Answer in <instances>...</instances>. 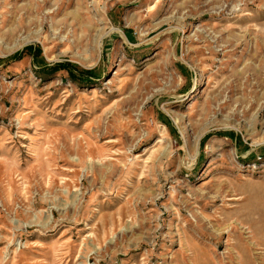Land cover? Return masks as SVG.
<instances>
[{
    "label": "rangeland",
    "instance_id": "rangeland-1",
    "mask_svg": "<svg viewBox=\"0 0 264 264\" xmlns=\"http://www.w3.org/2000/svg\"><path fill=\"white\" fill-rule=\"evenodd\" d=\"M0 264H264V0H0Z\"/></svg>",
    "mask_w": 264,
    "mask_h": 264
},
{
    "label": "trees",
    "instance_id": "trees-1",
    "mask_svg": "<svg viewBox=\"0 0 264 264\" xmlns=\"http://www.w3.org/2000/svg\"><path fill=\"white\" fill-rule=\"evenodd\" d=\"M23 52H30L35 58V56L39 54L40 49L38 47H33L32 45H27L22 50L16 52V54L14 55V58L15 57L19 58ZM46 69L48 71H56L59 69H65L68 72V74L72 76V78L73 77H84V76L88 78L89 75H93V71L81 69L77 67L75 64H72L70 62H57V63H54L53 65L46 66Z\"/></svg>",
    "mask_w": 264,
    "mask_h": 264
},
{
    "label": "bare ground",
    "instance_id": "bare-ground-1",
    "mask_svg": "<svg viewBox=\"0 0 264 264\" xmlns=\"http://www.w3.org/2000/svg\"><path fill=\"white\" fill-rule=\"evenodd\" d=\"M24 18V17H23ZM19 21V20H18ZM19 23V22H18Z\"/></svg>",
    "mask_w": 264,
    "mask_h": 264
}]
</instances>
